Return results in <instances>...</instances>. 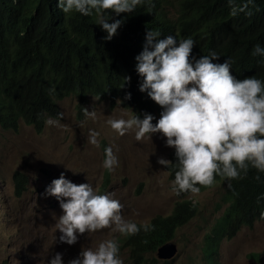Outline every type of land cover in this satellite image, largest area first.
<instances>
[{"label":"clouds","instance_id":"obj_1","mask_svg":"<svg viewBox=\"0 0 264 264\" xmlns=\"http://www.w3.org/2000/svg\"><path fill=\"white\" fill-rule=\"evenodd\" d=\"M144 1L150 10L153 9L151 16L157 20L156 23L152 20L156 29H153L152 23V27L145 24L131 36L141 42L134 58V69L130 77L115 79L116 82H123L120 88L124 89V96L116 97L113 101L105 100L111 105L119 100L122 108L132 115L126 118H109L106 123L121 136L129 130L134 131L137 141L150 139L157 132L166 137L165 144L174 149L169 159L158 157L157 163L165 166L172 179L170 189L177 197L174 208L181 204L184 210L194 207L196 213L174 229L170 241L157 247L155 251L146 253L144 257L148 263H142L139 257L133 255L128 245L129 239L141 230L150 231L154 227L152 220L162 216L144 219L138 224L122 215L121 209L124 206L111 192H105L110 180L109 172L115 171L119 159L113 146L103 143L102 166L106 171L100 188L102 192L90 182L77 184L71 181L63 172L46 186L42 194L36 190L39 196L51 195L59 201L62 214L58 217L57 229L61 232V242L72 245L78 240L79 234L100 229L118 234L116 238L101 240L94 248L82 247L78 255L69 259L67 264H124L119 254L120 249L124 248L129 249L127 264H171L177 250L172 242L175 232L199 213V206L191 197L192 194L212 189L228 179L247 175L250 168L257 170V181L261 179L259 173H264V46L259 37L248 28L239 30L229 25L216 24L204 35V43L210 48L204 52L195 50L197 43L193 36L182 33L179 35L177 30L163 31L159 20L160 12L164 10L166 18L172 23L177 17L173 0L164 5L155 0ZM142 2L143 0H57V7L64 13L75 11L85 16L95 13L96 23L106 33L103 38L110 40L122 37L124 33L123 30L117 31L123 19H113L110 13L117 16L120 13H130ZM247 2L250 3L251 0ZM228 3L232 6V15L247 7V3L236 6L235 0H228ZM195 30L201 31L198 27ZM128 62L130 66L129 58ZM234 66L243 69L244 73L240 74ZM118 72H112L113 78ZM130 78L133 79L132 83L129 82ZM131 84L138 95L142 98L150 97L158 106L142 113L137 106L126 102L131 97L128 90ZM95 97L89 96L85 104L90 98L101 102ZM60 101L57 102L59 118L63 115L58 104ZM76 109L78 110V101ZM83 111L86 117L96 118V110L83 109L80 112ZM59 118L46 117L41 131L23 118H18L17 122L0 120V132H12L18 136L16 133L21 121L25 127L34 130L33 135H39L45 124H59ZM88 132L87 142L98 146L100 132L91 128ZM173 155L175 162L171 161ZM172 164L177 169L173 177L168 171ZM39 173L44 177L50 176V172L44 168ZM216 177L226 179L218 181L214 186L205 187L212 185ZM12 181L16 196L22 195L29 185L28 178L21 170L13 173ZM224 203L227 207L228 204ZM10 213L14 214L13 211ZM173 213L174 210L170 216L163 218L171 217ZM263 219L264 211L251 222L239 223L227 233L218 230V236L211 231L215 220L202 238L199 264H218L220 253L226 255L221 249V242L233 239L242 228H251ZM207 237L211 240L208 241ZM162 248H165L166 254L173 252V255L166 259L160 258L158 254ZM154 254L156 258L153 257ZM259 255L251 253L249 258L259 260ZM47 264H65L62 253L56 252Z\"/></svg>","mask_w":264,"mask_h":264},{"label":"trees","instance_id":"obj_2","mask_svg":"<svg viewBox=\"0 0 264 264\" xmlns=\"http://www.w3.org/2000/svg\"><path fill=\"white\" fill-rule=\"evenodd\" d=\"M155 1L164 5L169 0ZM173 1L177 17L172 23L162 10L159 20L163 31L177 30L179 35L193 36L197 43L195 50L204 52L210 48L203 39L216 24L239 30L248 28L264 46V0L250 3L235 0L238 7L247 3L245 10L236 15L231 14L228 0ZM151 10L143 0L130 13L118 16L110 13L113 19H123L117 31L124 33L122 37L105 40L106 33L96 23L95 13L92 16L75 11L64 13L57 7V0H0V120L17 122L23 118L41 131L46 117L59 118L57 102L66 97L78 100L79 113L89 96H96L99 101L123 97L124 89L120 88L123 82L115 79L130 77L134 69L141 42L131 36L145 24L149 27L153 24L156 29L153 21L157 20L151 16ZM196 27L201 31L197 32ZM234 68L244 73L240 67ZM113 71H119L115 78ZM129 80L133 82L132 78ZM132 87L129 85L131 97L126 102L142 113L158 106L150 97L142 98ZM175 159V155L171 156V161ZM176 170L175 164L168 167L172 177ZM256 175L257 170L250 168L247 175L226 181L224 201L228 205L211 230L215 236L219 235L218 230L227 233L264 211V173H259L260 181L255 179ZM223 179L226 178L216 177L212 185L205 187ZM182 206L178 204L171 217L152 220L154 227L150 231L141 230L130 237L128 245L142 263H148L146 253L170 241L174 229L196 213L194 207L184 210Z\"/></svg>","mask_w":264,"mask_h":264},{"label":"rangeland","instance_id":"obj_3","mask_svg":"<svg viewBox=\"0 0 264 264\" xmlns=\"http://www.w3.org/2000/svg\"><path fill=\"white\" fill-rule=\"evenodd\" d=\"M76 98H65L59 107L62 117L59 124L46 125L42 133L33 135L31 127L19 121L17 135L0 132V264H47L56 253H62L65 264L75 258L81 248H94L101 240L117 237V233L104 231L85 232L69 245L61 242L57 229L58 217L62 214L55 196H44L47 185L63 172L65 177L79 183H92L101 191L106 169L103 143L113 146L119 159L115 171L109 172L110 180L105 192H111L124 206L121 209L126 219L138 224L156 216H170L177 200L170 189L172 179L165 166L157 163L158 157L169 159L174 149L165 144L161 133L137 141L134 131L123 136L107 125L109 118H125L132 115L124 110L119 100L98 102L89 99L84 109L96 110V118L86 117L76 109ZM100 132L99 145L87 142L89 129ZM44 168L50 176L39 173ZM16 170L25 173L29 180L26 191L15 195L12 175ZM226 182H220L209 190H201L191 197L199 206V213L186 225L180 227L172 242L176 254L171 264H199L202 238L214 221L223 213ZM10 213V212H12ZM218 264H264V219L251 228H242L231 240L221 242ZM259 253L260 259L249 258ZM120 256L127 264L129 249H120ZM156 258V254L153 255Z\"/></svg>","mask_w":264,"mask_h":264},{"label":"water","instance_id":"obj_4","mask_svg":"<svg viewBox=\"0 0 264 264\" xmlns=\"http://www.w3.org/2000/svg\"><path fill=\"white\" fill-rule=\"evenodd\" d=\"M164 250H165V248H162V249L159 250V254L158 255L160 256V258L166 259V258H170L173 255V252L170 253V254H168V253L166 254ZM173 251H175V250H173Z\"/></svg>","mask_w":264,"mask_h":264}]
</instances>
